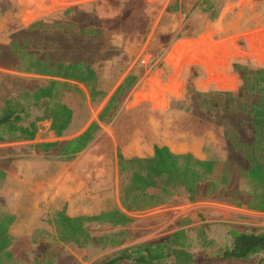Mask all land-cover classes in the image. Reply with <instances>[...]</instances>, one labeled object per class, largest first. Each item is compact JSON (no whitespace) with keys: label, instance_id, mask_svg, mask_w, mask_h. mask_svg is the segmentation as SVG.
I'll use <instances>...</instances> for the list:
<instances>
[{"label":"rangeland","instance_id":"obj_1","mask_svg":"<svg viewBox=\"0 0 264 264\" xmlns=\"http://www.w3.org/2000/svg\"><path fill=\"white\" fill-rule=\"evenodd\" d=\"M174 1L0 0V41L37 85L14 97L27 130H0V264H108L158 244L169 257L153 264H264L209 250L264 232V179L249 177L264 173V0ZM155 146L215 163L198 192L185 162L175 181L150 175Z\"/></svg>","mask_w":264,"mask_h":264},{"label":"trees","instance_id":"obj_2","mask_svg":"<svg viewBox=\"0 0 264 264\" xmlns=\"http://www.w3.org/2000/svg\"><path fill=\"white\" fill-rule=\"evenodd\" d=\"M178 8V0H175L171 5V10L175 11ZM20 103L16 101L14 98L8 100L0 107V111H2L0 115V130L7 127L8 132L12 135L17 134L19 132L27 130V127H22L18 125L20 115L23 114L22 110H19ZM260 109H258L255 113L257 119H264V102L261 103ZM21 108V107H20ZM11 122V123H9ZM33 135H31V138ZM89 139L88 132H85L78 138L73 139L69 146L70 149L68 151V157L71 158L75 154L82 151L86 145V141ZM191 141H184L183 147L188 148L189 145L191 147ZM174 152L176 151L175 147L171 148ZM137 154H143V152H139L135 147L132 148ZM135 161H138L135 160ZM150 165V175H155L156 177H162L163 175L168 176V178L174 176L175 172L179 170L178 163L185 162L187 164L186 167L182 169L183 178L180 180L182 182H188L191 184L190 193L196 192V186L200 184L204 180V175L206 173H211V169L214 166V162L211 160H199L195 158L191 154H175L168 147L165 146H155L154 148V156H151L148 161ZM203 168V169H202ZM201 170H204L201 172ZM261 167H254L250 173V179H254L263 184L264 173L261 171ZM225 179L232 180L234 174L226 175L222 174ZM151 177V176H150ZM135 183L142 181V189L143 187L153 188L155 192H158L159 195L166 193V191L158 188L156 183L152 181L149 177L144 178L139 175L135 176ZM172 181H175L176 178L172 177ZM223 186L231 187V184H227L224 182L221 183ZM67 222H72L76 220L71 217H65ZM230 242L224 246H217V243L212 244L209 250H212L213 256L215 254L218 256L220 254V258L223 259H235V260H246L251 256L263 255L264 254V232H246L242 229H232L229 231ZM4 246L1 243L0 239V251L3 250ZM165 244L158 245H149L138 247L135 251L133 250H125L123 251L119 257L112 259L108 264H113L121 259H133L138 263L143 264H153V263H161L163 260L169 257V252L166 251ZM216 256V257H217Z\"/></svg>","mask_w":264,"mask_h":264},{"label":"crops","instance_id":"obj_3","mask_svg":"<svg viewBox=\"0 0 264 264\" xmlns=\"http://www.w3.org/2000/svg\"><path fill=\"white\" fill-rule=\"evenodd\" d=\"M7 37L4 36L3 40L0 41V107L15 96H18L25 92H32L34 90L37 91V85L33 88L31 77H24L23 74L19 71V56L16 53V50L14 49L12 43L8 39H6ZM7 74H14L13 79H11L10 82L8 81V84H6ZM151 156H154V150L152 151ZM198 159L206 160L199 157ZM199 185L200 184L196 186V192H198ZM215 223L216 222H212L210 226L213 228V226H215ZM223 225L226 226L225 224ZM226 241H229V238H226Z\"/></svg>","mask_w":264,"mask_h":264}]
</instances>
